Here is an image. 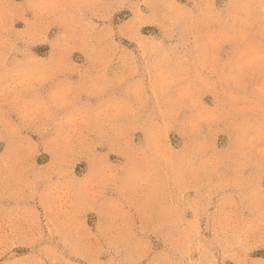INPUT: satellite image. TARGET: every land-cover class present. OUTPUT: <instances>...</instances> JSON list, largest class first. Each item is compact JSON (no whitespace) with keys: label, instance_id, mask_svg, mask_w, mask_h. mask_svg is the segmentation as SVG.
<instances>
[{"label":"rangeland","instance_id":"374dc122","mask_svg":"<svg viewBox=\"0 0 264 264\" xmlns=\"http://www.w3.org/2000/svg\"><path fill=\"white\" fill-rule=\"evenodd\" d=\"M0 264H264V0H0Z\"/></svg>","mask_w":264,"mask_h":264}]
</instances>
